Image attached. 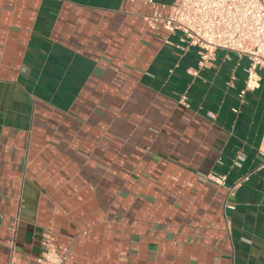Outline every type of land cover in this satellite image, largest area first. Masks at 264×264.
Instances as JSON below:
<instances>
[{
	"label": "crops",
	"instance_id": "1",
	"mask_svg": "<svg viewBox=\"0 0 264 264\" xmlns=\"http://www.w3.org/2000/svg\"><path fill=\"white\" fill-rule=\"evenodd\" d=\"M152 8L0 0V264H36L46 232L64 264H264V79L241 99L225 51L189 74ZM208 173L248 179L227 198Z\"/></svg>",
	"mask_w": 264,
	"mask_h": 264
},
{
	"label": "built area",
	"instance_id": "2",
	"mask_svg": "<svg viewBox=\"0 0 264 264\" xmlns=\"http://www.w3.org/2000/svg\"><path fill=\"white\" fill-rule=\"evenodd\" d=\"M153 6L143 20L151 29H163L169 34L180 33L185 48L193 47L197 53V69L188 73L197 76L198 71L209 67L217 51L234 54L246 59L244 89L239 97L259 88L264 79V0H173L169 6L154 5L152 0H132ZM167 9V14L162 11ZM180 103L188 107L186 97ZM213 119L212 113H206ZM239 157L234 162L239 166ZM258 170L264 171V159ZM248 176L226 186V177L215 173L201 176V181L226 188L227 198L234 196ZM228 207H231L228 205ZM42 253L36 264H64L68 257L67 247H57L50 232L42 236Z\"/></svg>",
	"mask_w": 264,
	"mask_h": 264
}]
</instances>
